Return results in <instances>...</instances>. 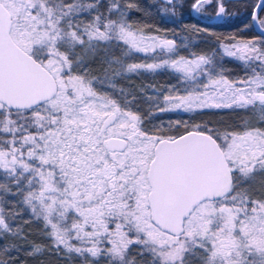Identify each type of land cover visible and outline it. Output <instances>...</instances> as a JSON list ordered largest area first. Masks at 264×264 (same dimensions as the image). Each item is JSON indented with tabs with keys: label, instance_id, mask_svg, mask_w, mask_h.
<instances>
[{
	"label": "snow or ice",
	"instance_id": "1",
	"mask_svg": "<svg viewBox=\"0 0 264 264\" xmlns=\"http://www.w3.org/2000/svg\"><path fill=\"white\" fill-rule=\"evenodd\" d=\"M48 257L264 264V0H0V264Z\"/></svg>",
	"mask_w": 264,
	"mask_h": 264
},
{
	"label": "trees",
	"instance_id": "2",
	"mask_svg": "<svg viewBox=\"0 0 264 264\" xmlns=\"http://www.w3.org/2000/svg\"><path fill=\"white\" fill-rule=\"evenodd\" d=\"M141 2L144 3L145 5H147L149 3V0H141ZM238 10L239 11H243L242 8H240ZM182 11L184 13L183 19H184V22H186V23H192V22H195L196 20H200L201 19L200 17L196 16L194 13L192 14L191 18L188 17V6H187V4L185 5V8L182 9ZM149 22L152 23V24L158 25L161 28L172 29V28L176 27L175 25H173L171 23V20L169 18H167V17L164 20H161V17L159 15H156L154 10H153V16L150 18ZM202 23L205 24V25L212 26V25L223 24L224 21L216 20V19H212V20L204 19L202 21ZM215 30L218 31V32H226V31H229L230 29H228V28H216ZM250 34L251 33H249V35ZM196 45H198L199 47L197 48ZM209 46L210 45L208 43H205L203 41V39L200 38V37H193L192 38V48H191V50H197L198 51L200 49H206ZM165 81H166V77L164 75H159V76H157L155 78L154 82L164 83ZM136 83L139 84L140 81L136 80ZM223 118L225 120L231 119V117L227 113L223 114ZM47 260L50 261V264H57V261H56L55 257H48Z\"/></svg>",
	"mask_w": 264,
	"mask_h": 264
},
{
	"label": "rangeland",
	"instance_id": "3",
	"mask_svg": "<svg viewBox=\"0 0 264 264\" xmlns=\"http://www.w3.org/2000/svg\"><path fill=\"white\" fill-rule=\"evenodd\" d=\"M229 67H234V65L232 64V63H229V65H228Z\"/></svg>",
	"mask_w": 264,
	"mask_h": 264
}]
</instances>
